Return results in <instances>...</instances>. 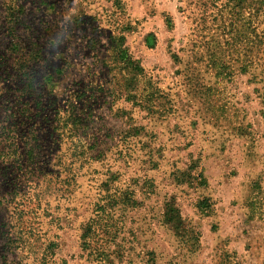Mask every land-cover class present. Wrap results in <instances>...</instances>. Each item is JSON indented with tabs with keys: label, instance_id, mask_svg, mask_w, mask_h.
<instances>
[{
	"label": "rangeland",
	"instance_id": "374dc122",
	"mask_svg": "<svg viewBox=\"0 0 264 264\" xmlns=\"http://www.w3.org/2000/svg\"><path fill=\"white\" fill-rule=\"evenodd\" d=\"M0 264H264V0H0Z\"/></svg>",
	"mask_w": 264,
	"mask_h": 264
},
{
	"label": "trees",
	"instance_id": "16d2710c",
	"mask_svg": "<svg viewBox=\"0 0 264 264\" xmlns=\"http://www.w3.org/2000/svg\"><path fill=\"white\" fill-rule=\"evenodd\" d=\"M14 10H15V8H14V9H11V12H13ZM19 11H21V12H22V11H23V9L21 8Z\"/></svg>",
	"mask_w": 264,
	"mask_h": 264
}]
</instances>
